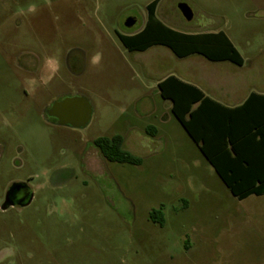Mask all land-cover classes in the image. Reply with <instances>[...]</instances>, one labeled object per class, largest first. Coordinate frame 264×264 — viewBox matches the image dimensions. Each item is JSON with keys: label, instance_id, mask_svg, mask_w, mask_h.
<instances>
[{"label": "rangeland", "instance_id": "obj_1", "mask_svg": "<svg viewBox=\"0 0 264 264\" xmlns=\"http://www.w3.org/2000/svg\"><path fill=\"white\" fill-rule=\"evenodd\" d=\"M152 1L0 0V196L20 181L35 194L28 206H0V264H264V199L239 200L210 176L160 95L154 47L131 52L118 36L145 23ZM157 17L224 31L256 60L264 89V0H159ZM68 97L91 104L85 126L48 115ZM157 123L163 144L141 131ZM114 134L136 138L125 148L141 165L94 149ZM94 150L100 167L84 170ZM158 208L163 226L150 219Z\"/></svg>", "mask_w": 264, "mask_h": 264}, {"label": "trees", "instance_id": "obj_2", "mask_svg": "<svg viewBox=\"0 0 264 264\" xmlns=\"http://www.w3.org/2000/svg\"><path fill=\"white\" fill-rule=\"evenodd\" d=\"M159 0L148 4L144 29L132 36L118 33L125 47L145 50L153 44L168 45L178 56L200 53L210 59H230L242 63V57L224 31L187 33L170 28L155 15ZM161 96L172 102V112L203 155L214 166L221 179L236 197L264 193V179L258 184L247 176L255 175L264 162V95L252 93L240 106L227 107L206 96L196 85L175 75L159 83ZM147 133L155 135V128ZM256 143H252V140ZM100 155L109 161L141 165L143 158L124 147V137L100 136L94 140ZM248 146L247 148L243 147ZM253 160V161H252ZM255 177V176H254ZM150 219L161 226L165 223L162 208L153 209Z\"/></svg>", "mask_w": 264, "mask_h": 264}, {"label": "crops", "instance_id": "obj_3", "mask_svg": "<svg viewBox=\"0 0 264 264\" xmlns=\"http://www.w3.org/2000/svg\"><path fill=\"white\" fill-rule=\"evenodd\" d=\"M157 12H158V5H156V8H155L156 18H158ZM146 23H147V20L145 21L143 25H141L135 31L125 33L124 35L132 36V35H135L141 32L146 26ZM218 31H221V30L205 31V32H218ZM187 33H195V32H187ZM228 38L230 39L229 36ZM230 41L240 53L242 57V63H236L230 59H210L200 53H191L185 56H178L168 45L160 44V43L153 44L145 50L129 49L127 47L126 48L131 52H146L154 47L153 48L154 55L157 58V86H159V83L163 79L168 77L169 75H175L178 78L186 82L196 85L198 88H200L203 91V93L206 96L214 99L215 101L223 104L224 106L237 107V106L242 105L252 93H258V94L264 95V89L262 88L263 78H262L261 72L258 69V66L256 65L257 63L256 60L252 59L250 56L245 57L231 39ZM171 108H172V102L170 104L169 109L173 117L178 121V119L173 114ZM148 114L155 115V111L148 110ZM165 115L166 116L162 117V113L158 112L157 110V122H162L161 120H166L165 118H167V114ZM171 121H172V118H169L166 122H171ZM178 123L183 128V126L181 125L179 121ZM159 124L160 123H157V127L153 125H147L141 128V131L144 135L157 139V144H163L168 141L169 135L167 131H165V129H163L162 126ZM151 126L155 128V135H151L147 133L146 131V129ZM184 131L187 133L185 129ZM120 135L124 137V147L126 145L134 147L135 142L133 141H135L136 138L133 135L131 134H128V135L120 134ZM187 135L190 137L188 133ZM190 139L195 143L196 147L198 148V151L200 152L201 157H203V159H205V161L210 165V167H212V172H210L209 170V174L211 173L210 176L215 177V178L217 177L223 183V185L230 191L229 187L221 179V177L215 170L214 166L203 155L198 144L191 137ZM255 141L256 140L253 139L252 143H256ZM243 147L247 148L248 146H245L244 144ZM98 153L96 152L97 154L96 157L90 160V166H92L94 169H96L98 166L100 167L99 161L101 160H99L100 158H99ZM109 162H114V161H109ZM252 163L259 164L260 167H257L258 169L254 171L255 175L253 176L250 175V176H247L246 178L250 179V181L253 180V183H249V184H254V183L258 184V181L256 180L264 179V162H261L257 158ZM230 193L232 194L231 191ZM238 199L239 200L260 199L261 200V199H264V193L259 194V195L250 194L245 198H242V199L238 198Z\"/></svg>", "mask_w": 264, "mask_h": 264}, {"label": "water", "instance_id": "obj_4", "mask_svg": "<svg viewBox=\"0 0 264 264\" xmlns=\"http://www.w3.org/2000/svg\"><path fill=\"white\" fill-rule=\"evenodd\" d=\"M178 8L186 20L192 19L193 11L188 4L181 2L178 4ZM135 23L136 19L134 17H128L125 21V26L131 28ZM49 113L57 117L60 124L83 127L91 118L92 107L84 97H68L55 102Z\"/></svg>", "mask_w": 264, "mask_h": 264}, {"label": "flooded vegetation", "instance_id": "obj_5", "mask_svg": "<svg viewBox=\"0 0 264 264\" xmlns=\"http://www.w3.org/2000/svg\"><path fill=\"white\" fill-rule=\"evenodd\" d=\"M51 107L52 106H50V108L47 109V113L50 117L55 119V121L59 125H70V124H60L58 118L55 116H52L49 113ZM94 147H95L94 149L97 150V147L95 146V144H94ZM96 152L97 151L95 150L91 151L90 156L84 159V162L82 163L84 170L94 169L92 166H90V160L96 157L97 155ZM34 199H35L34 191L27 182H24V181L14 182L10 186H8V188L4 189L3 194L0 196V206L3 210H7L10 207H16V206H21V207L28 206L33 203Z\"/></svg>", "mask_w": 264, "mask_h": 264}]
</instances>
